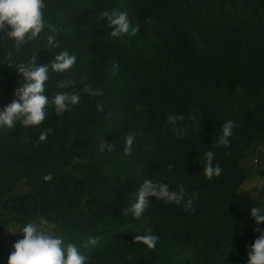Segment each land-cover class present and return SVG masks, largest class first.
Segmentation results:
<instances>
[{
  "label": "trees",
  "instance_id": "obj_1",
  "mask_svg": "<svg viewBox=\"0 0 264 264\" xmlns=\"http://www.w3.org/2000/svg\"><path fill=\"white\" fill-rule=\"evenodd\" d=\"M44 3L59 47L47 46V27L18 51L0 39V110L24 83L18 64L35 55L37 66L49 65L61 51L76 63L65 73L50 69L44 95L51 101L63 91L57 81L70 78L74 87L65 91L78 92L80 102L61 116L49 104L39 126L0 127V264H8L21 229L44 220L43 230L75 243L86 264H247L259 236L250 210L264 208V191L241 186L264 174L246 162L264 151V0ZM113 9L140 25L135 36L130 29L112 37L107 18L97 20ZM84 84L104 95L89 96ZM170 114L185 117L177 122L187 128L180 139L168 130ZM228 120L238 127L227 148L216 147ZM128 134L135 141L126 156ZM103 140L114 151H101ZM208 151L223 169L211 180L203 174ZM145 179L196 193L195 212L152 197L135 218L127 210ZM149 229L159 237L154 249L135 243ZM89 236L99 242L85 248Z\"/></svg>",
  "mask_w": 264,
  "mask_h": 264
},
{
  "label": "clouds",
  "instance_id": "obj_2",
  "mask_svg": "<svg viewBox=\"0 0 264 264\" xmlns=\"http://www.w3.org/2000/svg\"><path fill=\"white\" fill-rule=\"evenodd\" d=\"M46 5L44 0H0V39H8L14 42V47L18 51L23 45L36 40L39 34L47 27L53 35L47 37V46L55 49L59 47V42L55 39V31L53 25L47 23L44 18ZM107 18L108 26L113 28L109 34L112 37H119L129 34L135 36L140 25L133 27L128 19L126 12H118L113 9L111 11H102L97 20ZM151 23V18L144 21ZM10 29V30H9ZM11 64V55L8 56ZM76 63V56L69 54L68 51H61L55 55L49 65L37 66L36 56L33 55L27 63L18 64V71L22 74L24 83L14 90L15 99L0 110V127L12 129L17 122L23 127L39 126L46 117V107L52 104L57 116H61L66 111H70L71 107L80 102L78 92H68L65 89L73 88L75 82L72 79H61L57 81L56 88L63 91L55 92L54 97L49 101L45 93V83L49 80V70L55 73H65L70 70ZM118 65L114 68L118 70ZM115 75L116 73L113 72ZM83 91L91 97L104 95L102 90H96L89 84H84ZM97 112L103 111V104L96 105ZM189 119L196 121L195 114ZM183 115L170 114L167 116V124L176 139L182 138L187 134V128L177 126V122H183ZM198 123V121H197ZM191 127V125H189ZM238 127L234 121L228 120L222 125L221 134L216 140V147L227 148L230 144V137L233 129ZM49 130H43L38 140L44 142L47 139ZM135 136L128 134L125 137V147L123 149L126 156L132 154V145ZM114 144L106 143L104 140L101 144V151H114ZM231 155L230 152L225 153ZM215 153L208 151L205 153V165L203 174L206 179L211 180L214 176L221 175L223 169L219 163L214 165ZM173 165L168 166L171 171ZM179 191L170 190L165 183L154 182L151 179H145L138 192L135 194L136 200L127 210L135 218H140L145 209L149 205V199L154 197L156 200L163 201L165 204H175L180 206L183 203L185 211L191 210L195 212L193 202L197 194L193 193L191 197H187L184 186H177ZM187 197V198H186ZM127 212L125 214H127ZM250 215L255 221L257 227L254 232L259 233L257 239L248 248L247 264H264V229L258 225L264 223V208L253 207ZM48 221L41 222L38 227L35 223L26 224L20 231L23 238L19 239L13 245V251L8 257V264H86V257L82 255L75 243H70L59 234L43 230V225H47ZM135 243L143 244L148 249L156 247L159 237L151 233V230L144 235H136ZM99 242V237L89 236L83 247L88 248L95 246Z\"/></svg>",
  "mask_w": 264,
  "mask_h": 264
},
{
  "label": "rangeland",
  "instance_id": "obj_3",
  "mask_svg": "<svg viewBox=\"0 0 264 264\" xmlns=\"http://www.w3.org/2000/svg\"><path fill=\"white\" fill-rule=\"evenodd\" d=\"M260 151H263V150H259L257 155L255 153V157H256L255 160H254V157L252 156H249L246 160V162L251 163L253 165L254 169L264 168V154L263 156H261ZM241 186L243 188H251V189L253 188L252 191L254 193L264 191V174H255L251 176L250 178L244 180Z\"/></svg>",
  "mask_w": 264,
  "mask_h": 264
}]
</instances>
